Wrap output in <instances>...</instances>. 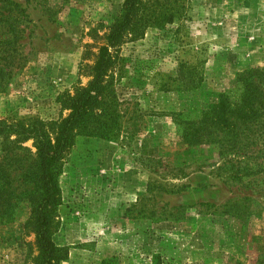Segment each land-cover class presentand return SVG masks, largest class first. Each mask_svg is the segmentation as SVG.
<instances>
[{
	"label": "rangeland",
	"instance_id": "1",
	"mask_svg": "<svg viewBox=\"0 0 264 264\" xmlns=\"http://www.w3.org/2000/svg\"><path fill=\"white\" fill-rule=\"evenodd\" d=\"M123 1L0 0V121L65 116L59 94L87 84ZM184 5L180 19L117 48L116 94L139 130L76 137L58 176L60 264H264V197L223 181L215 149L187 147L175 125L264 65V0ZM29 215L24 199L0 225V264H35Z\"/></svg>",
	"mask_w": 264,
	"mask_h": 264
},
{
	"label": "trees",
	"instance_id": "2",
	"mask_svg": "<svg viewBox=\"0 0 264 264\" xmlns=\"http://www.w3.org/2000/svg\"><path fill=\"white\" fill-rule=\"evenodd\" d=\"M184 8V0H124L98 48L87 84L59 94L65 116L0 121V225L14 219L22 200L29 202L24 227L34 233L35 264H60L67 257L52 235L61 199L58 176L76 137L113 139L139 130L135 123L126 127L128 110L121 108L116 94L114 71L120 76L123 61L117 48L141 38L147 28H164L180 19ZM194 84L188 81L185 88ZM129 118L138 119L136 114ZM175 125L187 147L215 149V171L223 181L245 185L252 191L248 197H264V65L237 72L232 87L219 92L209 107L196 117L178 118ZM29 140L34 151L23 145Z\"/></svg>",
	"mask_w": 264,
	"mask_h": 264
}]
</instances>
